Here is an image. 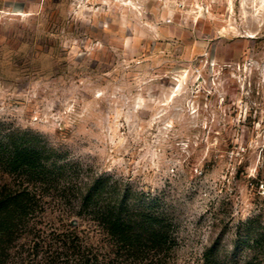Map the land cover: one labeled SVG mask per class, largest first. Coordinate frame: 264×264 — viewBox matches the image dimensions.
Wrapping results in <instances>:
<instances>
[{
    "label": "rangeland",
    "instance_id": "rangeland-1",
    "mask_svg": "<svg viewBox=\"0 0 264 264\" xmlns=\"http://www.w3.org/2000/svg\"><path fill=\"white\" fill-rule=\"evenodd\" d=\"M0 126L39 134L75 185L161 199L160 264L231 250L248 218L264 229V0H0ZM68 207L46 206L44 237Z\"/></svg>",
    "mask_w": 264,
    "mask_h": 264
},
{
    "label": "trees",
    "instance_id": "trees-1",
    "mask_svg": "<svg viewBox=\"0 0 264 264\" xmlns=\"http://www.w3.org/2000/svg\"><path fill=\"white\" fill-rule=\"evenodd\" d=\"M57 153L39 134L0 126V264L24 249L27 263L160 264L174 242L162 200L102 176L75 185L72 165ZM56 199L69 207L44 237L37 218ZM231 247L216 239L201 264H264V229L255 217L237 228Z\"/></svg>",
    "mask_w": 264,
    "mask_h": 264
}]
</instances>
